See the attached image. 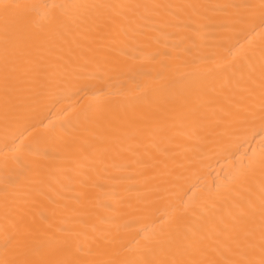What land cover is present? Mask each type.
Wrapping results in <instances>:
<instances>
[{"label":"snow or ice","instance_id":"obj_1","mask_svg":"<svg viewBox=\"0 0 264 264\" xmlns=\"http://www.w3.org/2000/svg\"><path fill=\"white\" fill-rule=\"evenodd\" d=\"M159 9L202 19H207L202 10H211L221 17L220 42L201 57L208 67L188 81L154 79L134 70L137 63L142 68L144 61L155 59L146 51L148 36L141 22ZM237 26L249 33L259 29L264 37V0L214 5L113 0L21 5L0 0V93L6 129L14 127L11 136L6 131L0 153L6 168L9 160L15 165L4 177L2 192L5 208H15L3 242L11 259H0V264H264V40L258 49L251 41L247 46L226 43ZM66 45L69 51L81 49V55L65 60L61 51ZM129 73L135 90L113 92L111 81ZM98 83L109 87L101 90ZM59 91L90 97V102L64 136L50 138L53 144L87 159L92 153L83 145L96 151L89 137L115 143L121 163L111 167L117 172L143 175L151 168L164 177L160 190L170 197L166 210L151 228L134 230L129 246H121L124 255L86 258L108 254L118 234L93 224L89 235L66 226L67 217L57 224L56 201L30 179V165L21 156L23 139L33 127L28 121L38 106L60 103ZM177 131L195 141L180 162L168 147ZM257 137L259 153L245 149L226 178L203 188L198 197L188 196L186 173L195 175L211 155L232 156L245 144L252 147ZM109 167L101 152L83 173L82 186L103 190L104 183L95 178L101 173L113 184L131 179ZM45 199L53 207L41 212L37 223L30 218L31 209ZM102 206L114 211L111 204Z\"/></svg>","mask_w":264,"mask_h":264},{"label":"bare ground","instance_id":"obj_2","mask_svg":"<svg viewBox=\"0 0 264 264\" xmlns=\"http://www.w3.org/2000/svg\"><path fill=\"white\" fill-rule=\"evenodd\" d=\"M12 2L21 5L28 4H63L70 0H12ZM113 2L123 3H159V4H181L186 2L201 4H225V3H254L259 0H113ZM175 11V10H173ZM207 19L200 16H190L187 12L159 9L150 14L147 21L141 23L145 25L148 39L146 41V51L155 54L154 60L144 61L142 68L137 63L135 71H144L150 74L154 79L165 77L172 82H185L203 72L208 65L204 63L201 57L213 46L220 42L223 35L217 27V21L221 19L218 13L211 10H202ZM258 22V21H257ZM229 39L226 43H239L245 46L249 41L259 48L264 37L260 35L259 29L249 33L247 29L237 26L229 32ZM65 60H75L81 55V49L73 48L68 50L66 45L61 51ZM129 64L132 62L129 61ZM131 73L128 76L116 77L111 81V90L134 91L135 87L130 82ZM97 87L101 90H107L109 85L98 83ZM259 89L257 88V102ZM62 99L56 105L42 104L38 106L31 115L29 123L33 127L23 139L24 149L21 152L30 165V179L36 186L41 188L48 196L56 201L57 218L59 224L65 217L68 218L66 226L77 228L83 232L89 233L90 226L96 224L98 227L107 228L113 235L118 234V241L115 246H110V252L105 255H96L86 257L89 259H108L113 253L121 251V246L128 247L131 242V236L137 228H151L156 216L166 210V205L170 199L168 194L160 190L164 185L161 181L164 179L157 169H145L143 175H138L135 171L117 172V169L111 167L113 164H120L121 160L116 156L118 150L115 143H106L99 140H93L89 137V142L94 146L95 152L88 145H83L86 153L92 155L84 159L82 153H70L67 148L59 142L53 144L51 137L64 136V130L69 129L76 123L77 114L83 107L90 102V97L84 95H73L70 91H59ZM12 113H9L11 118ZM43 121L42 124L39 121ZM7 134L11 136L14 127L6 129L3 96L0 93V145ZM260 137L252 141V147L243 145L239 152L232 156L211 155L210 158L203 160L202 164L197 166V172L192 175L186 173L189 179L185 183L188 190V196H199L203 188L215 185L234 169L238 164V158L245 149L251 152L253 147L257 153L260 150ZM29 147L31 151H29ZM169 151L175 152V160L180 162L182 154L186 149H194L195 141L186 140L185 137L177 131L172 145H169ZM107 149V151H105ZM48 155H43L44 151ZM104 153L106 163L110 165L108 171L114 174L130 176L118 184L103 180L104 173L95 177L104 183L103 190L97 188H84L81 184L83 173L89 171L95 160L99 158L100 153ZM191 154V152H189ZM4 154L0 153V259H11L9 250L4 247L5 230L12 228L15 220V208L6 209L2 192L5 186L4 177L15 168L14 163L9 160L7 168L3 163ZM97 167H100L97 165ZM196 185L195 188L189 187ZM115 192L114 197L112 193ZM87 193L89 200H85L83 194ZM79 197V203L77 198ZM187 198V197H185ZM111 204L113 210H109L102 205ZM53 207L48 200H38L31 209V217L39 223L41 212H48ZM7 213V216H6ZM101 218L108 222L101 223ZM115 258H119L118 256Z\"/></svg>","mask_w":264,"mask_h":264}]
</instances>
